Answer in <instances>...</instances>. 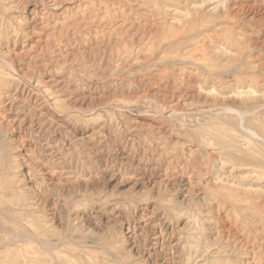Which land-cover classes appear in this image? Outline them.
<instances>
[{"label":"rangeland","instance_id":"rangeland-1","mask_svg":"<svg viewBox=\"0 0 264 264\" xmlns=\"http://www.w3.org/2000/svg\"><path fill=\"white\" fill-rule=\"evenodd\" d=\"M0 264H264V0H0Z\"/></svg>","mask_w":264,"mask_h":264}]
</instances>
